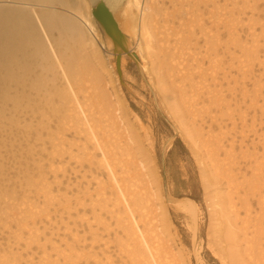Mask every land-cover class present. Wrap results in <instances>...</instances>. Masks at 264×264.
<instances>
[{
	"label": "rangeland",
	"instance_id": "374dc122",
	"mask_svg": "<svg viewBox=\"0 0 264 264\" xmlns=\"http://www.w3.org/2000/svg\"><path fill=\"white\" fill-rule=\"evenodd\" d=\"M218 3L226 7L224 0ZM224 13L212 31V50L199 56L202 77L190 64L193 80L170 79L156 45L145 62L125 57L120 76L114 59L105 57L107 71L99 82L124 125L111 134L123 141L116 145L115 170L129 186L133 173L142 187L153 184L147 209L158 208L162 243L172 251L163 254L177 258L176 264H223L221 257L236 252L247 258L244 264H256L248 259L254 253L249 249L260 233L264 246V203H258L264 201V0H234ZM199 44L204 46L202 39ZM101 119L109 124L107 114ZM11 122L0 127V264H131L124 254L128 231L117 223L105 169L96 159L90 168L68 154L50 167L49 152L33 140L28 145L23 127ZM127 137L132 144L121 148ZM177 139L189 153L187 162L173 163L168 156ZM96 154L99 160L101 153ZM138 161L145 171L132 170L139 169ZM189 176L200 186L199 202L176 186ZM232 188L238 192L233 210L228 208ZM103 193L109 203L101 200ZM184 199L197 204V218L178 203ZM232 218L237 222L229 223Z\"/></svg>",
	"mask_w": 264,
	"mask_h": 264
},
{
	"label": "bare ground",
	"instance_id": "6f19581e",
	"mask_svg": "<svg viewBox=\"0 0 264 264\" xmlns=\"http://www.w3.org/2000/svg\"><path fill=\"white\" fill-rule=\"evenodd\" d=\"M219 1L0 0V127L15 119V125L23 127L28 135V145L33 140V146L39 145L49 152L50 167L65 154L69 159L87 162L90 168L97 160L107 172L115 195L111 202L117 223L128 231L124 254L131 264H176L177 258L173 255L166 258V253L163 254L172 251L162 243L156 215L158 208L147 209L153 203V184L147 181L142 187V180L133 173L129 186L126 177H118L113 165H116V145L123 141L119 137L112 138L111 134H117L124 125L121 118L115 116L117 106L109 100L106 86L99 84L101 72L107 69L105 57L113 58L118 70L125 57L145 62L159 45L166 57L170 79L193 80L195 74L190 64L201 70L196 75L202 77L205 71L199 56L212 50L216 20L225 16L227 4L234 0H224L225 8L220 7ZM100 3L108 8L117 26L111 37L103 33L104 41L97 29L101 26L92 14V9ZM201 39L204 46L199 44ZM207 61L210 65L212 57ZM118 72L120 76V68ZM207 91L210 93V89ZM106 114L109 124L101 119ZM19 115L23 125L19 123ZM111 127H115L114 133ZM119 136L125 135L121 132ZM131 144L132 139L127 137L121 148L127 149ZM95 152L101 153L99 160ZM30 156H33L32 151ZM137 167L139 169H132L137 173L146 169L142 161H138ZM129 171L130 168L127 174ZM204 178L207 177L204 175ZM204 188L208 186L205 184ZM237 193L233 188L228 193L231 210ZM102 196L101 200L109 203L105 193ZM184 200L178 203L182 202L185 210L195 218L197 204L190 199ZM258 203L261 205L264 201ZM7 204L12 212L17 211L12 202ZM247 220L242 222V227L247 226ZM230 222L236 223L237 219L232 218ZM217 232L213 237L217 238ZM262 238L260 233L256 249L255 246L249 249L254 253L248 259L256 264H264ZM161 247L163 250L159 251ZM233 247L234 244L229 247L230 255ZM246 259L236 252L232 258L221 257V262L244 264Z\"/></svg>",
	"mask_w": 264,
	"mask_h": 264
},
{
	"label": "trees",
	"instance_id": "16d2710c",
	"mask_svg": "<svg viewBox=\"0 0 264 264\" xmlns=\"http://www.w3.org/2000/svg\"><path fill=\"white\" fill-rule=\"evenodd\" d=\"M168 154L169 157H172L173 163L175 162L176 158H181L184 162L188 161L187 157L189 156V153L179 139L176 140L173 148ZM166 164L168 165V162H166ZM189 174H191V172H189ZM176 186L178 189L190 191L187 196L192 200H195L197 202L200 201L201 190L198 182H196V177L189 176L188 181L176 182Z\"/></svg>",
	"mask_w": 264,
	"mask_h": 264
},
{
	"label": "water",
	"instance_id": "95a60500",
	"mask_svg": "<svg viewBox=\"0 0 264 264\" xmlns=\"http://www.w3.org/2000/svg\"><path fill=\"white\" fill-rule=\"evenodd\" d=\"M92 14L94 18L97 20V22L100 24L104 33L111 37L112 30L113 29L117 30V26L108 8L103 3H100L93 9Z\"/></svg>",
	"mask_w": 264,
	"mask_h": 264
}]
</instances>
